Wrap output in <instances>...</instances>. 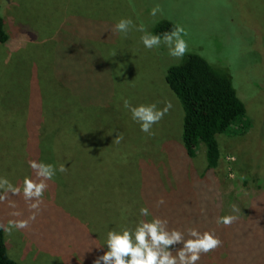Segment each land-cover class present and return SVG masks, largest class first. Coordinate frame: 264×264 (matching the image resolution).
I'll return each instance as SVG.
<instances>
[{"label": "rangeland", "instance_id": "obj_1", "mask_svg": "<svg viewBox=\"0 0 264 264\" xmlns=\"http://www.w3.org/2000/svg\"><path fill=\"white\" fill-rule=\"evenodd\" d=\"M0 16L10 36L0 43V176L22 186L36 179L30 160L66 165L47 181L29 228L6 233L12 258L94 264L107 232L148 219L139 215L147 206L169 229L221 239L197 264H264V0H0ZM121 18L152 34L170 21L187 51L170 56L163 38L147 49L135 27L115 31ZM189 53L229 74L247 109L249 127L217 136L213 170L204 144L186 153L183 107L165 80ZM125 99L171 107L149 136ZM13 211L31 215L22 194L0 203V223L17 219ZM224 215L237 219L217 224Z\"/></svg>", "mask_w": 264, "mask_h": 264}, {"label": "clouds", "instance_id": "obj_2", "mask_svg": "<svg viewBox=\"0 0 264 264\" xmlns=\"http://www.w3.org/2000/svg\"><path fill=\"white\" fill-rule=\"evenodd\" d=\"M161 9L153 7L150 15L156 16ZM144 33L141 43L147 49L158 48L162 37L146 31L144 25L136 27L131 18H121L115 24V31L127 35L131 28ZM183 29L175 28L163 34V42L168 47L170 56L182 58L187 51V42L182 37ZM124 107L131 113L132 120L140 127V131L154 135L153 126L157 125L166 115L170 104L163 109L158 108L156 103L139 104L133 106L127 99ZM122 139L121 136H118ZM29 166L34 170L36 179L25 176L22 186L12 184L6 177L0 176V203L8 200L9 195H21L28 204L31 215L27 219H19L22 213L13 211L12 216L17 219L9 220L6 224L0 223V230L11 235L13 230L27 229L30 222L36 216L43 203L45 190L48 188L47 181L53 180L57 172H64L66 165L57 168L52 163L30 160ZM158 205L164 204L161 198ZM9 207L16 208L14 202H9ZM237 209L234 207L233 211ZM139 215L148 219L139 220L134 227H121L110 229L106 234L105 243L107 251L100 255L94 264H197L202 254H207L222 245L221 239L213 231H200L196 228H188L185 231L169 229L167 219L153 216L147 206L139 208ZM237 217L224 215L217 218L216 223L222 225L232 224ZM182 245L173 252V247Z\"/></svg>", "mask_w": 264, "mask_h": 264}, {"label": "trees", "instance_id": "obj_3", "mask_svg": "<svg viewBox=\"0 0 264 264\" xmlns=\"http://www.w3.org/2000/svg\"><path fill=\"white\" fill-rule=\"evenodd\" d=\"M170 21H162L155 34L175 29ZM10 36L5 29V20L0 16V43L5 44ZM167 85L182 104V141L186 153L194 158L200 144L206 147L207 170H213L220 160L218 135L225 134L238 122H245L247 109L233 85L232 77L216 70L199 54H187L182 63L171 66L165 77ZM0 264H21L8 251L6 233L0 230Z\"/></svg>", "mask_w": 264, "mask_h": 264}]
</instances>
